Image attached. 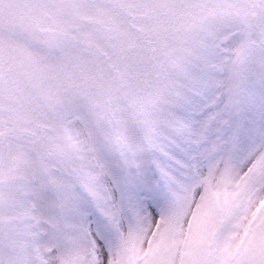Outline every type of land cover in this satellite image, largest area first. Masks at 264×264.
Listing matches in <instances>:
<instances>
[{"label": "snow or ice", "instance_id": "6c2138e0", "mask_svg": "<svg viewBox=\"0 0 264 264\" xmlns=\"http://www.w3.org/2000/svg\"><path fill=\"white\" fill-rule=\"evenodd\" d=\"M0 264H264V0H0Z\"/></svg>", "mask_w": 264, "mask_h": 264}]
</instances>
